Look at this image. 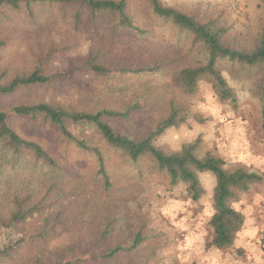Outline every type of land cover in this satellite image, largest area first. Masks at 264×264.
<instances>
[{
  "label": "rangeland",
  "instance_id": "374dc122",
  "mask_svg": "<svg viewBox=\"0 0 264 264\" xmlns=\"http://www.w3.org/2000/svg\"><path fill=\"white\" fill-rule=\"evenodd\" d=\"M161 1L199 19L216 20L228 27L227 36L238 37L247 44L255 45L264 28L262 0ZM143 8L156 37L151 44H146L127 35L125 41L131 45L132 60H139L144 53L169 58L174 42L172 27L159 24L157 19L151 20ZM36 14L31 19L8 7H0V40L4 42L0 49V83L7 84L35 68H41L46 75H55V82L1 95L3 110L10 111L21 104L51 103L69 110L92 111L102 104L125 102L124 99L128 102L137 94L144 106L124 121V130L147 135L177 109L180 123L168 127L154 139L156 147L175 152L184 144L198 141L202 157L219 156L227 162L228 170L244 167L259 172L264 179L259 74L246 73L239 66L225 67L223 75L236 96L235 101L222 100L212 82L206 79L199 82L196 92L187 93L173 80L181 67L179 62L169 74L146 77L142 81L126 79L121 85L98 78L91 70L74 68L76 62L77 65L85 62L92 48L98 49L108 42L105 31L91 32L86 25L73 31L70 20L63 19L62 8L57 5H39ZM51 44L54 50L42 64L48 55L42 50ZM9 122L23 137L53 145L64 167H51L26 153H15L0 142V248L5 244H19L17 254L12 259L0 260V264H67L71 260L66 258L67 252L76 246L90 251L85 256L94 261L86 264H264V180L247 191L234 188V207L242 212L241 205L245 208L248 203L251 233H241V237L238 233L232 246L218 249L209 245L213 238L209 222L214 213L216 185L211 172L199 174L205 189L199 200L189 197L185 185L170 188L156 174L143 183L136 178L130 180L125 177L129 169L121 166L115 169L119 186L107 191L91 180L93 162L79 161L83 157L76 153V147L62 140L55 127L43 119L30 120L14 114L9 115ZM69 127L80 138L92 133L86 125L70 123ZM112 165L113 168L119 164ZM30 196L35 200L46 197L44 203L50 205L46 209L51 215L50 223L44 226L38 217L18 225V229L7 224L17 210L16 200ZM99 215L100 219L108 216L121 219L112 227L110 238L98 243ZM50 229L53 232L39 237L43 230L47 233ZM140 230L144 240L138 247L112 261H97L96 256L103 255L109 247L131 246L135 233Z\"/></svg>",
  "mask_w": 264,
  "mask_h": 264
},
{
  "label": "trees",
  "instance_id": "16d2710c",
  "mask_svg": "<svg viewBox=\"0 0 264 264\" xmlns=\"http://www.w3.org/2000/svg\"><path fill=\"white\" fill-rule=\"evenodd\" d=\"M43 4L61 7L63 19L70 20L71 28L75 32L86 25L91 28V32L103 30L107 33L110 43H103L98 49L92 48L85 62L81 65L76 62L74 67L76 70H91L98 78L123 85L126 79L135 78L142 81L146 77L169 74L179 62L181 67L173 80L187 93L196 92L199 82L206 79L212 82L222 100L235 101L236 96L223 75L225 67L239 66L246 73L259 74L258 91L262 101L264 129V28L259 33L256 44L252 45L251 42L247 44L238 37L227 36L228 27L216 20L199 19L196 15L165 6L161 0H0V7H8L28 15L31 19L37 17L36 9ZM142 6L151 20L157 19L159 24L172 27L174 42L169 58L144 53L139 60H132L134 55L130 52L131 45L125 41L127 35H132L133 39L146 44H151L156 37L143 14ZM3 45L4 42L0 40V49ZM53 48L51 44L49 48L42 50L48 54L43 55L42 64L48 60ZM55 79V75H46L41 68H35L30 73L16 76L7 84L0 83V96L16 92L23 87L49 85L54 83ZM128 100H118L111 105L102 104L92 111L69 110L51 103L21 104L13 106L10 111L3 110L0 106V142L15 153H26L36 161L51 167H64L53 145L48 146L41 140L23 137L11 126L9 115L14 114L30 120L43 119L58 130L62 140L66 139L68 144L76 147V153L83 157L78 159L79 161L93 162L91 180L107 191L119 186L118 171L115 169L121 166L129 169L125 177L130 180L136 178L139 183H143L157 175L158 180L170 188L185 185L189 197L199 200L205 193L199 174L211 172L216 178V185L213 196L214 213L209 222L213 229V238L209 245L218 249L232 246L245 224L243 213L234 207V188L247 191L253 184L264 180L262 175L244 167L230 171L226 168L225 159L219 156L208 154L202 157L198 151V141L184 144L175 152L156 147L154 139L168 127L180 123L177 119V109H173L171 115L159 122L147 135L124 130V121L144 106L137 94ZM70 123L86 125L92 131L91 135L80 138L69 127ZM112 163L119 165L112 168ZM45 199L46 197H42L35 200L31 196L17 199V210L7 224L18 229V225L40 217L39 220L46 226L50 223L51 215L47 214L46 209L50 205L44 203ZM55 219L57 220V217ZM120 219L118 216L101 219L100 215L98 216V243L102 239L110 238L112 227ZM97 222L93 221V224ZM55 225L59 226V223L56 222ZM51 229L47 233L43 230L39 237L47 236ZM143 240L144 235L140 230L135 233L131 246L109 247L103 255L96 256V259L112 261L116 256L138 247ZM18 248L17 243L5 244L0 248V260L12 259ZM87 252L90 251L81 246L72 247L67 252L66 258L71 259L67 264H86V261H94L85 256ZM20 261L25 260L20 258Z\"/></svg>",
  "mask_w": 264,
  "mask_h": 264
},
{
  "label": "crops",
  "instance_id": "0c3cea01",
  "mask_svg": "<svg viewBox=\"0 0 264 264\" xmlns=\"http://www.w3.org/2000/svg\"><path fill=\"white\" fill-rule=\"evenodd\" d=\"M257 173L259 174V172H257ZM256 184H259V183H256ZM247 205H248V203H246L245 208H243L242 205H241V210L243 212L244 217L246 218V221H245L244 227L241 230L242 232L241 231L239 232L240 233V237H241V233L242 234H244V233H251L250 232V224H251L250 222H252V215H249L248 214L247 209H249V208L247 207ZM250 209H251V206H250Z\"/></svg>",
  "mask_w": 264,
  "mask_h": 264
}]
</instances>
